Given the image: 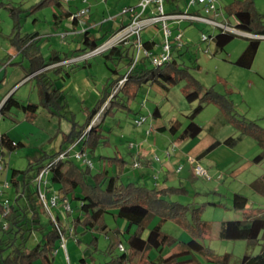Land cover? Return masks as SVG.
Listing matches in <instances>:
<instances>
[{
  "label": "trees",
  "instance_id": "1",
  "mask_svg": "<svg viewBox=\"0 0 264 264\" xmlns=\"http://www.w3.org/2000/svg\"><path fill=\"white\" fill-rule=\"evenodd\" d=\"M62 5L61 0H40L28 12L31 14L47 6L61 9ZM175 7L179 9L178 5ZM9 9L13 26L8 39L13 50L21 58L14 64L23 67L26 76L32 75L38 94L37 103L27 102L25 120L32 122L41 108L48 110L60 120L67 103V100L61 101L63 92L59 85L61 78L59 75L63 68L57 66L46 68L68 59V55L62 56L53 50L50 57L45 58L40 48V34L24 33L22 30L20 14L24 10L17 7ZM224 9L226 14L236 20L237 30L251 35L242 34L249 37V42L234 62L237 66L250 69L263 40L261 36H264V15L258 11L255 0H231ZM76 12L72 10L56 12L54 14L56 23L63 18H72L73 24L78 26L77 18L73 17ZM124 26L125 24H122L118 29L108 30L100 37H95L89 28L86 29L82 32V47L75 52L84 55L97 49L101 45L100 39H103L107 33L115 34ZM236 35L227 31L217 32L213 37L216 49L225 50ZM185 53L186 50L183 51V48L177 49L172 59L159 67L153 66L147 56H143L139 63L133 66L135 47L131 38L98 54L104 57L110 74L94 104L83 106L85 115L83 122L77 120L76 114L71 112L68 119L70 130L63 133L58 129L61 136L59 150L55 153L40 150L25 168H12L7 157V154L15 152L23 144L12 139L6 132L0 133V163L3 164L0 180L7 181L8 189L12 188L15 194L13 202H8L9 214L3 215V206L0 204V264H53L56 251L61 245L62 235L66 237L70 231L76 235L91 236L84 249L88 254L82 256L78 264H200L196 254H201L217 264L232 263L231 253L215 256L213 251L199 240L211 232L210 223L201 218V208L193 207L191 203L183 204L174 200L176 196L189 193L185 186L158 188L134 182L125 183L122 180L125 164L122 158L104 154L97 156L99 161L105 162L104 167L98 171L81 165L70 156L52 165L47 189L58 193L62 203L66 201L71 205L79 203V211L75 215L72 211L63 212L62 209H54V221L44 208L38 194L35 180L38 174L71 145L75 144L80 151H86L94 161L96 151L99 148H106L109 144V136L104 128L106 117L115 115L119 111H132V103L141 96V89L147 85L158 84L168 91L171 86L185 82L187 100L199 101L198 106L187 116L190 121L182 130V124L177 120L172 121L164 129L173 136L178 133L177 139L180 141L187 138L195 139L202 133L203 126L195 122V117L207 104H215L222 113L231 115V120L241 131L240 135L216 141L202 153L203 156L220 144L235 147L247 135L256 138L264 148V128L244 116L238 119L233 111V101L226 95L218 93L214 87L203 88L193 75L192 67L183 59ZM88 60L84 59L83 64L76 67L87 68L91 65ZM25 61L28 62L26 67ZM110 62L113 67L109 66ZM76 67H72V70ZM66 74L69 75L70 72ZM126 75V80L120 84ZM101 111V122L92 124ZM153 113L157 115L160 113L158 105L155 106ZM263 159L264 149L253 159V162L259 163ZM8 173L9 179H7ZM250 185L256 193L264 196V176L256 178ZM249 202L247 196L234 193V208L245 210ZM108 214H112L116 220L118 218L124 220L125 228L112 229L106 221ZM171 220L179 223L193 235V238L183 241L164 232L163 225ZM153 221L156 223L145 236V231ZM111 230L125 235L128 246L121 244L125 246L126 251L114 254L111 247L109 249L98 247L99 236H107ZM261 234L264 239V215L223 221L218 236L223 240H246L253 245L260 240ZM36 235L39 236L38 241L30 246L29 241ZM76 241L80 243L81 239L78 238ZM167 247H170V250L163 255L162 252ZM155 251L158 254L153 256ZM108 254V260L98 261L97 255ZM240 264H264V249L257 255L245 254Z\"/></svg>",
  "mask_w": 264,
  "mask_h": 264
},
{
  "label": "rangeland",
  "instance_id": "2",
  "mask_svg": "<svg viewBox=\"0 0 264 264\" xmlns=\"http://www.w3.org/2000/svg\"><path fill=\"white\" fill-rule=\"evenodd\" d=\"M39 1L40 0H0V45L8 46L9 44V39L5 37L4 34L10 33L13 26L9 12L10 7H17L24 10L20 14L22 30L24 33L38 32L40 34V48L45 58L50 56L52 48L64 52L81 47L82 45L80 42L82 39L80 32L78 36L77 34L73 36L74 39H65V36H62L68 30L75 28V25L72 22V18H63L56 23L54 16L56 12L60 13L62 10H72L76 12L78 7L83 8L90 6V13L93 6V8L98 9L100 12V28L91 27V24L95 20L90 13L85 16V24L83 27L80 26V29L84 28L85 31L90 27L91 31L94 30L92 34L95 37H100L103 33L108 31L111 26L117 24L119 19L121 22L122 19H125V23L129 22L128 15L122 14L124 8L129 6H137V8H139V0H106V2L101 0H88L86 4L82 3L81 0H72L69 3H63L61 9L47 6L30 14V12H28L29 9L39 3ZM230 1L231 0H218L223 7ZM168 2L165 4L167 9L174 5H178L179 9L182 10L186 8V0H175L173 1L174 3ZM255 4L258 11L264 15V0H255ZM198 8V6H193L191 11H196ZM202 14L208 15L204 13V10ZM116 15L121 17H119L118 20H113L112 17ZM227 17L229 23L235 26L236 20L228 14ZM180 28L181 29L175 27L173 29V37L177 33H182L184 43L183 51L186 50L183 59L186 61L187 65L192 67L191 71L199 80L202 87L205 89L214 87L218 93L226 95L231 99L233 101L234 114L237 115L238 119L244 116L247 120L264 128V39L261 42L253 66L247 69L237 66L234 62L248 44L249 37L237 34L225 47V50H217L214 43L202 41L205 32H215L207 24L199 22L191 23L185 20L181 23ZM113 34L110 32L107 33L103 39H100L99 43H105ZM141 35L144 42L147 41V44H149L148 41L150 40L157 44L162 43V32L155 34L150 28H145L142 30ZM207 47H209V53L204 52ZM160 50V47L154 45V52H159ZM85 55L80 56V58H83V60L86 58L89 59L92 65L84 69L81 68L74 73V81L82 85L83 79L87 78L93 82V84L96 82L102 87L110 74L109 68L105 64L104 57L100 55L86 57ZM26 65H28V62H26ZM109 66L113 67L112 62L109 63ZM24 76L25 73L22 74V77ZM19 78H21V76ZM35 88L32 83L26 84L16 94L15 98L12 99V102L5 106L3 104L0 107L1 130H3V132H8L17 142L23 144L15 152L7 154L12 168H25L28 162L34 159L38 152H40V144L45 143L43 150L49 153L57 152L60 148V136L51 139L46 133L39 130H36L33 136H31V134L29 135V132H34L29 128L39 127L43 123L48 122L42 116H39L35 123L25 120V109L28 100L27 94L30 93L31 95L29 100L33 102L38 101L37 89ZM185 90V82H180L171 86L168 91L164 90L166 92L165 96L151 91L147 95V104H145V106H143L144 104L142 105V98L140 96L132 103V111H119L115 115L107 116L104 120V128L106 134L111 138L112 146L110 148H100L101 153H96L93 168L97 170L100 166L97 156H99V154L111 155L114 146L119 149L124 158L127 157L129 159L126 146L129 145L127 140L130 137L132 128L135 129L137 134H143L150 122L149 120L142 125H136L134 116L139 109H141L143 113H147L149 109H154L155 106H157L156 104H158L162 113V118L166 124H168L170 120H177L182 124V130L190 121L187 116L199 103L197 100L193 102L188 101L186 98L187 92H185ZM69 94L70 93L67 95ZM69 97L70 110L74 111L77 120L83 122L84 119H82V113L79 112L76 100L74 97H71V95H69ZM70 116L71 112L64 113V115L60 117L59 123L62 127L61 130L64 132L69 131V129L67 130V126L70 127V122L68 120ZM101 120L102 115L99 120H97L96 124L100 123ZM195 122L203 126V131L196 141L210 134H214L215 138L223 141L230 136H238L241 133L236 123L231 120V115L222 113L215 104H207L195 117ZM47 126L49 127L51 125L49 124ZM122 126H127L125 128L130 129V131H126ZM158 134L159 133L153 134L149 138H153ZM174 136V142L180 144V140L177 139L178 133ZM169 137H172L171 134H164L163 139L167 140ZM38 141H40V143H38ZM263 149L264 148L260 146L256 138L247 135L237 146L228 147L222 145L201 164L196 162L193 165V167L201 165L208 170L210 178L198 176L194 173L192 174L190 170L192 165L188 162L183 172L180 173L182 177L181 181L187 183L186 188L189 193L176 196L174 200H178L183 204L191 203L193 207L201 208V218L210 223L211 232L209 235L202 237V239L199 238V240L209 247L215 256L231 253L233 256L231 264H240V260L245 254L257 255L264 249L262 234L260 240L253 245L249 244L246 240H223L218 236L219 228L223 221L243 220L247 216L264 215V196L256 193L250 185L256 178L264 176V159L259 163L253 162V159L263 152ZM155 158L159 160V157L156 156ZM180 168L182 167L180 166L179 169ZM154 175L155 173L152 175L155 182L154 185L159 184V179ZM7 179H9V173ZM122 180L125 183H129L133 178H130L128 174L123 172ZM184 183L175 185L184 186ZM150 185L152 186V180L151 183H148V186ZM236 192L249 198L250 202L245 210L234 208L233 196ZM14 198L15 194L12 188L5 190L3 194L4 201L7 200L9 203H12ZM78 211L79 203H73L72 213L75 215ZM106 221L112 229L117 227L122 230L126 226L124 220L119 218L116 220L112 214L106 216ZM155 223L156 221L151 222L149 228L145 231V236ZM162 229L164 232L179 240L188 241L193 238L191 233L187 232L179 223L173 220L166 222ZM38 238L39 236H34V238L29 241V245H34L35 242L38 241ZM78 238L81 239L80 243L76 241ZM125 238V235L122 233L117 234L111 230L107 236H99L98 247L101 249H109L111 247L110 249L114 254H119V243H123L126 247L128 246ZM66 239V249L62 246L59 247L53 264H67L68 262L71 264H78L80 258L88 254L84 252V249L87 246V242L91 239L90 235L81 236L70 231V233L66 235ZM169 250L170 247L165 248L162 254L166 255ZM157 254L158 252L155 251L153 256ZM196 257L200 264H217L215 261H209L201 254H196ZM67 258H69V261ZM97 259L99 262H104L109 259V254L97 255Z\"/></svg>",
  "mask_w": 264,
  "mask_h": 264
},
{
  "label": "crops",
  "instance_id": "3",
  "mask_svg": "<svg viewBox=\"0 0 264 264\" xmlns=\"http://www.w3.org/2000/svg\"><path fill=\"white\" fill-rule=\"evenodd\" d=\"M81 2L83 3L82 0H81ZM168 3H171V2H168ZM172 3H174V2H172ZM81 8L82 7H78L77 9L80 10ZM88 8L90 9V6ZM174 8H176L175 5L169 9L166 8V10L172 11ZM91 9L92 10L90 13L92 14V17L95 20L91 24V27H94V28L99 27L100 28V26H101V22H99L100 18H101L99 15L100 12L98 9L93 8V6ZM223 9H224V7H223ZM224 11H225V9H224ZM90 13H88V14H90ZM119 17H121V16L116 15V16H113L112 19L118 20ZM122 24L123 25L126 24L125 19H122V22L119 19V22L117 24H115L114 26H111V28L109 30L118 29L122 26ZM89 29H91V28L89 27ZM82 30H83V28L80 29V25L78 24V26L75 25V28H72V30H68L62 36H65V39L66 38L74 39L73 36L76 34L78 36L79 32L82 35ZM151 31L153 32L155 30L151 29ZM92 32H94V30H92L91 33ZM1 34H3V33H1ZM8 35H9V33L4 34L5 37H8ZM81 44H82V42H81ZM81 47H82V45H81ZM78 48L79 47H77L73 50L64 51V52H61L60 50H57L56 48H52L50 53H52V51L55 50V51L59 52L62 56H65L67 54L68 59L61 61L59 63H55L51 66H48L46 69L56 67V66H57V68H60V67L63 68L62 72L59 75V77H61L59 85L62 88V92H63V94L61 96V101L63 102L64 100H67V103H66L65 108L63 109L62 112H64V113L74 112V111L70 110V107H69L70 102H69L68 98L70 99L69 95H71V97H74V99L76 100V104H78L77 107L79 108V112L82 113V117H83L82 119H84L85 115H84V111H83V106L84 105H90L91 106L94 104V102L96 101V99L100 95V90H101L100 87L101 86L96 82L93 84V82H91L87 78L83 79L82 85L74 81V79H73L74 75L73 74L81 69L80 67H76V66L83 64V61H81V60H83V58H80V56H82V55L78 52H75V50ZM19 60H20V55H18L13 50L10 43L8 44V46L0 45V107L3 104L5 106L6 105L5 103L8 104V103L12 102V99L15 98L16 94L26 84L32 83L34 88L36 87L35 81L32 79V75L26 76V74H25V76L22 77V74L25 73L24 68L21 67L20 65L14 64V63L18 62ZM88 62H90V61L88 60ZM24 66L25 67L27 66L26 61L24 62ZM74 66L76 68H74L72 70V67H74ZM90 66H88V67H90ZM68 72H70L69 75L66 74ZM20 76H21V78H19ZM151 91H153L156 94H160L162 96H165V93H166L164 91V89L161 86H159L158 84H152V85H147V86L143 87L141 89V98H142L141 103H142V105L144 104L143 106H145V104H147V95ZM68 93H70V94L67 95ZM27 95H28L27 96V99H28L27 102L28 101L33 102V101L29 100L31 97L30 93ZM70 101H72V100H70ZM37 102L38 101H36L35 103H37ZM156 105H158V104H156ZM153 111H154V109H149L147 113H143L141 111V109H139L134 116V119H135L136 117H138L140 115H146L147 121L150 120V122L148 123V127L145 130V133L137 134L135 129L132 128L131 133H130V137L128 136L129 139L127 141H128L129 145L126 146V149H127V154H128L129 159L127 157L126 158L132 162H129L126 158H124L116 146H114V150H113L112 154L106 155V156H110V157L116 156V157L122 158L125 161V163H127L129 165H131V163H133L134 161H139L140 167L135 168V169L132 167H128V168L124 169L125 174H128V176L130 178H133V180H131V182L137 183L139 185L148 186V183H151V180H152V186L151 185L150 186L151 187H158V188L167 187V186H174L175 184L184 183L181 181L182 177L180 176V173L183 172L184 167L186 166L187 162L192 165L190 170L192 171V174L193 173L195 174L193 165L196 162L201 164L206 158H208L214 152H216L223 144H220L219 146L214 148L212 151H210L208 154L203 156L202 153L208 147H210L216 141H221V140L215 138L214 134H210L208 136L202 137L201 139H198L197 141H196V139L200 135L195 139L187 138L185 140H182V141H180V144H178L177 142L175 143L174 142L175 139L173 138L175 136H173L168 130H164L165 128H167L170 125V123L173 120H170L168 122V124H166V122L162 118L161 110H160V113L158 115L154 114ZM39 116H42L48 122L43 123L39 127L29 128L30 130L34 131V132H29V135L31 134V136H33L35 131L39 130V131H42L43 133H46L51 139L59 137L60 134L58 133V129H60V130L62 129V127L59 123L60 122L59 119L57 117L53 116L51 113H49L48 110L41 108L37 112V115L33 119L32 123H35ZM49 124L51 126L48 127L47 125H49ZM122 127L126 131H130V129L125 128L127 126H122ZM70 128H71V125H70V127L67 126V130L68 129L70 130ZM61 132L66 133L62 130H61ZM0 133H4L3 130H1V128H0ZM6 133H8V132H6ZM156 133H159L158 135H161V136L157 135V136H154L153 138H149L153 134H156ZM164 134H169V135L171 134L172 137L171 138L169 137V139L164 140L163 139ZM8 135L10 136V134H8ZM11 138L14 139L13 137H11ZM108 139H109V144H108L107 148H110L112 146V142H111L110 137ZM60 142H61V136H60ZM38 143H40V141H38ZM44 145H45V143L40 144V150H43V148L45 147ZM73 145H74V150H79L78 147L75 146V144H73ZM38 149H39V147H38ZM100 150L101 149L99 148L96 151V153L97 152L99 153ZM43 151H45V150H43ZM45 152H47V151H45ZM167 152H169V153H167ZM47 153H49V152H47ZM99 155H102V154H99ZM156 156L159 157V160L155 158ZM190 159H194L193 164L190 162ZM104 163L105 162L99 161V164H100L99 168H97V170H95L93 168V171H98L99 169H102L104 167ZM180 166L182 168H180V170H179ZM154 173L160 181L159 184L154 185L155 182H154L153 176H152ZM150 186H148V187H150ZM184 186L187 187L186 182L184 183ZM72 206H73V204H72Z\"/></svg>",
  "mask_w": 264,
  "mask_h": 264
},
{
  "label": "built area",
  "instance_id": "4",
  "mask_svg": "<svg viewBox=\"0 0 264 264\" xmlns=\"http://www.w3.org/2000/svg\"><path fill=\"white\" fill-rule=\"evenodd\" d=\"M63 3H69L72 0H61ZM83 3H88V0H82ZM106 2V0H101ZM168 1L175 0H139V8L137 6H129L122 10V14L128 15L130 17L129 22L125 24V26L119 30L117 33L113 34L105 43L101 44L97 49L87 53L85 56H93L101 54L106 50L110 49L113 46L120 44L123 41L131 40L133 38L134 47H135V59L133 62V66L138 64L140 59L143 56H147L150 59V62L153 66L159 67L164 65L166 62L172 59L175 51L177 49H182L184 47L183 36L182 33L175 34L173 29L175 27L180 28V25L183 21L188 20L191 23L199 22L205 23L215 31L214 33H204L202 41H206L208 43H213V37L217 32L227 31L235 34H244L251 36L250 34L243 33L236 29L235 26L229 23V19L227 17L226 12L223 9V6L218 0H186V8L182 11H178V8H174L172 11H167L165 4ZM193 6H198V10L191 11ZM204 10L205 14H202ZM89 13L88 7H83L78 10L73 17H76L78 20V24L83 27L85 24L84 18ZM130 15V16H129ZM145 28L154 29L155 34L162 32V43L157 44L153 41H148L149 45L147 46V41L144 42L141 32ZM84 31V28L82 32ZM253 36V35H252ZM264 38V36H261ZM154 45L160 47L159 52H154ZM205 53H209V47L204 50ZM127 78V75L120 81L122 84ZM102 111L95 117L93 123H96L101 116ZM147 121L146 115H140L135 118L136 125H142ZM169 153V152H167ZM73 157L78 162L82 163L83 166H88L90 168L94 167V161L91 156L86 151L74 150V145L70 146L67 150L62 152L54 161L46 165L41 172L36 177L38 194L41 202L43 203L46 211L51 215L52 219L55 221V216L53 214L54 209H62L64 212H71L73 207L71 203L64 202L62 203L58 193L54 191H48L47 187L50 182L48 179L50 168L54 163H56L60 159H64L66 157ZM192 163H194V159H190ZM81 164V165H82ZM132 167L138 168L140 167L139 161H134L131 165L125 163L124 169ZM3 169V164L0 163V172ZM180 170V169H179ZM195 175L205 176L210 178L209 172L202 167L201 165H197L194 167ZM8 182L0 180V204L3 206V215H7L10 212L9 203L7 200H3V194L6 189H8ZM67 239L64 235H62L61 245L66 249ZM118 248L120 251H126V248L123 244L119 243ZM58 251H56L57 253ZM69 261V258H67ZM67 264H71L68 262Z\"/></svg>",
  "mask_w": 264,
  "mask_h": 264
}]
</instances>
